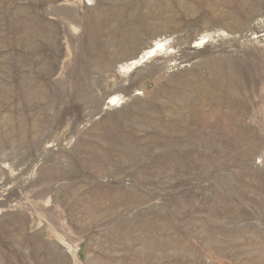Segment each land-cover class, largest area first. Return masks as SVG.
I'll return each mask as SVG.
<instances>
[{
    "label": "rangeland",
    "instance_id": "rangeland-1",
    "mask_svg": "<svg viewBox=\"0 0 264 264\" xmlns=\"http://www.w3.org/2000/svg\"><path fill=\"white\" fill-rule=\"evenodd\" d=\"M0 264H264V0H0Z\"/></svg>",
    "mask_w": 264,
    "mask_h": 264
}]
</instances>
